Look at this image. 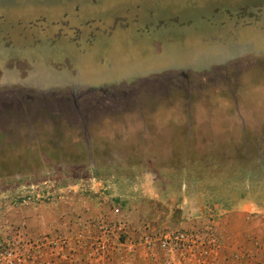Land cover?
<instances>
[{"label": "rangeland", "instance_id": "obj_1", "mask_svg": "<svg viewBox=\"0 0 264 264\" xmlns=\"http://www.w3.org/2000/svg\"><path fill=\"white\" fill-rule=\"evenodd\" d=\"M228 1L0 4V216L74 190L264 211V0Z\"/></svg>", "mask_w": 264, "mask_h": 264}, {"label": "crops", "instance_id": "obj_2", "mask_svg": "<svg viewBox=\"0 0 264 264\" xmlns=\"http://www.w3.org/2000/svg\"><path fill=\"white\" fill-rule=\"evenodd\" d=\"M225 4L235 3L230 0ZM164 201L125 196L112 199V195L98 199L74 190L52 204L9 208L0 216V241L14 226H20L31 238L65 234L70 239L71 246L61 255L48 247L34 249L32 260L26 264H164L163 254L152 261L143 246L128 252L127 245L117 240H113L107 257H93L91 244L97 236L96 225L101 221H125L132 239H139L150 230L204 231L214 226L216 248L208 250L206 255L176 254L175 264H264V211L254 202L240 199L230 208L216 206L214 214H210L199 205H190L185 198L184 202L181 197L168 198L167 204Z\"/></svg>", "mask_w": 264, "mask_h": 264}, {"label": "built area", "instance_id": "obj_3", "mask_svg": "<svg viewBox=\"0 0 264 264\" xmlns=\"http://www.w3.org/2000/svg\"><path fill=\"white\" fill-rule=\"evenodd\" d=\"M106 197V196H102ZM29 201L30 198H27ZM56 196L40 201L41 204H52ZM25 202V201H23ZM116 209H118L116 207ZM1 218V217H0ZM97 236L91 244L92 256L100 259L107 257L113 240L127 245L126 251L132 252L143 246L152 261L157 256L164 255V264H175V255L198 252L206 255L208 250L218 245L217 238L211 227L204 231H188L181 229H163L152 232L146 231L139 239H132L128 234V224L125 221L104 222L96 225ZM12 233L0 241V264H26L30 261L34 249L48 247L57 255L71 246L70 239L65 234L43 235L37 238L28 237L22 229L12 230ZM204 257V256H203Z\"/></svg>", "mask_w": 264, "mask_h": 264}, {"label": "flooded vegetation", "instance_id": "obj_4", "mask_svg": "<svg viewBox=\"0 0 264 264\" xmlns=\"http://www.w3.org/2000/svg\"><path fill=\"white\" fill-rule=\"evenodd\" d=\"M6 1H8V2H12V0H0V4H3V3H5Z\"/></svg>", "mask_w": 264, "mask_h": 264}]
</instances>
